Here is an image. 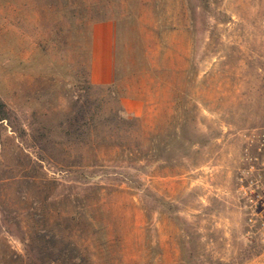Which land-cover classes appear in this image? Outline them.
I'll use <instances>...</instances> for the list:
<instances>
[{
  "label": "rangeland",
  "instance_id": "rangeland-1",
  "mask_svg": "<svg viewBox=\"0 0 264 264\" xmlns=\"http://www.w3.org/2000/svg\"><path fill=\"white\" fill-rule=\"evenodd\" d=\"M263 166L264 0H0V264H264Z\"/></svg>",
  "mask_w": 264,
  "mask_h": 264
},
{
  "label": "crops",
  "instance_id": "crops-1",
  "mask_svg": "<svg viewBox=\"0 0 264 264\" xmlns=\"http://www.w3.org/2000/svg\"><path fill=\"white\" fill-rule=\"evenodd\" d=\"M106 29V41L102 46L104 56V64L102 70L96 69L95 53L92 51L90 80L94 85H108L113 80V68H112V33L111 26L108 23L98 24L93 27V32ZM94 33H92L93 36Z\"/></svg>",
  "mask_w": 264,
  "mask_h": 264
},
{
  "label": "built area",
  "instance_id": "built-area-1",
  "mask_svg": "<svg viewBox=\"0 0 264 264\" xmlns=\"http://www.w3.org/2000/svg\"><path fill=\"white\" fill-rule=\"evenodd\" d=\"M264 168V166H263ZM262 177L252 180L244 190L246 206L262 223V250L264 252V170Z\"/></svg>",
  "mask_w": 264,
  "mask_h": 264
},
{
  "label": "trees",
  "instance_id": "trees-1",
  "mask_svg": "<svg viewBox=\"0 0 264 264\" xmlns=\"http://www.w3.org/2000/svg\"><path fill=\"white\" fill-rule=\"evenodd\" d=\"M134 76L138 77V75L133 74V75H132V78H134ZM118 82H119V80L116 79V81L114 82V84H112V87H113V88H116ZM135 83H137V82H136V81H132V80H128V82L126 83V88H127L128 90L131 89V88H133V84L135 85ZM137 85L139 86L138 83H137ZM127 89H126V90H127ZM138 89H140V88H138ZM118 112H120V110H118ZM118 120H120V121H124V122L130 121L129 118H126V117H124V116H123V117H122V116H119ZM141 122L143 123V121H141ZM143 127H144V125H143Z\"/></svg>",
  "mask_w": 264,
  "mask_h": 264
}]
</instances>
